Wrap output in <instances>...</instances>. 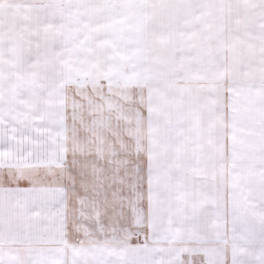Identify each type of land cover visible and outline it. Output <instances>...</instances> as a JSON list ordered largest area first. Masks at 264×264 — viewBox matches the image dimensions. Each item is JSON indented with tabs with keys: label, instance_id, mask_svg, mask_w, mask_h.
I'll return each mask as SVG.
<instances>
[{
	"label": "snow or ice",
	"instance_id": "obj_1",
	"mask_svg": "<svg viewBox=\"0 0 264 264\" xmlns=\"http://www.w3.org/2000/svg\"><path fill=\"white\" fill-rule=\"evenodd\" d=\"M0 264H264V0H0Z\"/></svg>",
	"mask_w": 264,
	"mask_h": 264
}]
</instances>
